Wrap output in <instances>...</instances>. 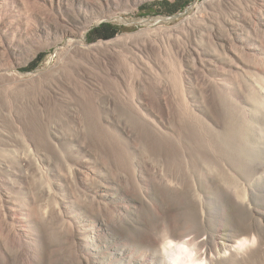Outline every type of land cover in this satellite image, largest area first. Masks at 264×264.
<instances>
[{"label": "rangeland", "instance_id": "1", "mask_svg": "<svg viewBox=\"0 0 264 264\" xmlns=\"http://www.w3.org/2000/svg\"><path fill=\"white\" fill-rule=\"evenodd\" d=\"M120 1L123 3L121 4L122 9H111V12L103 10L105 15L111 13L108 17L101 18L102 8L95 5L91 9L84 8L80 11L81 14L87 16V20H83L82 23L74 20L77 18L76 15L72 18L69 17L70 19L65 16V20H68L63 21V24L67 27L79 32H82V28H85L84 42L86 44L108 41L118 35H122L124 39L126 37V42L116 43V50L107 52L111 56L107 55V53L105 54V57L110 59L105 64L98 62L95 58L89 60V62L85 57L73 51L68 53V57L62 59L63 62L58 60L57 53L66 51L67 46L71 44L68 42L69 34L58 33L56 38L60 40L55 44L52 43V39L47 38L45 35L31 31H34L39 26L40 23L38 22L40 21L36 20L41 17H47L49 22H53L55 18L53 15L56 16V12L49 7L48 3L42 4L40 2L41 4H37L34 2V4L30 2L31 5L27 7H23L21 4L13 5L10 13L13 18L12 22L19 29L27 28L28 25L30 34L22 39L21 44L18 45L17 50L13 54L7 53L9 57H7V54L6 56H3L5 54L0 55V66L2 64L8 69L11 68L13 73H21L25 80V85L14 82L10 85L6 83V85L0 84V87H2L0 88V115H2L0 118L7 117L10 114L13 116L18 114L21 117L33 119L32 130H38L36 132L44 134L48 129V121L44 120H53L52 117L54 119L59 117L55 120H59L57 128L59 126L58 129L61 133L70 134L71 141H67L69 148L71 146L79 147L83 143L82 146H86L84 148L92 153L90 156L92 155L91 158L94 159L93 164L95 165H91L94 171L91 167L90 170L96 173L95 175H87L88 178H86L84 184L78 179L69 176L67 177V183L62 185L64 188L62 186L55 187V183L51 182L54 181L53 177L48 172H44L45 174L41 173V177L39 173L35 174L30 170H26V173L23 174L24 176L21 177L20 175L21 179L19 177L13 178V181L22 182L25 185V194L21 196L23 198H27V189L32 187L33 184L34 186L38 185L37 181L40 179L41 183L45 182L55 187L60 193L65 190V194L73 196L72 205L75 206L71 205V210H74L76 215H74L73 221L66 218L63 219L59 214L45 219L38 210L37 212L27 209L26 213L34 230L29 235L30 237L26 236L27 238L24 237L26 234H16L9 225H6L0 219V264H186L184 257L181 258L183 263L181 260L178 263L174 262L176 250L174 245L168 244V241L175 243L185 240L192 243L191 246L195 249L199 264H264L263 63H260V60L256 59V57L255 59L253 56L247 58L248 55H244L246 58L241 60L243 64L239 63L240 67L246 64L241 67L244 72L240 71L239 68H235L238 71L236 72L233 68V73L230 72L232 74H228L224 66H219V70L222 68L226 72L221 77L214 76L212 72H208L203 69L204 67L200 63H197L196 56L191 52L194 47V40L198 39V41L201 40L203 43L205 41V45L211 42V45H213L214 39L213 37L211 38L212 35L208 31L210 22L207 20L217 17L215 20L220 22L224 15V17L232 20L230 14L233 9L231 10L230 6L228 11L226 6L218 5L219 8H222H220V14L216 0H186L185 6L177 13L166 14L154 12L156 11L154 8L151 11L147 9L141 10V8L148 7L153 3L162 1L173 2L174 0H139L135 3L134 0ZM238 1H240V4ZM238 1L237 4L242 6V9H245L244 12H246V15L248 13L249 15L247 16L250 18L253 17V7L256 6V8L264 10L263 7H260L261 2L259 0L257 2L256 0ZM255 2L257 4H254ZM249 5L252 6L251 9ZM248 7L249 9H247ZM72 10L76 12L77 9L74 8ZM27 18L29 21H27ZM155 21L160 22L156 23ZM100 23H109L120 28V30L110 39L89 41L87 38L88 32ZM168 27L169 30H167ZM158 28L162 30L164 28L166 31H159ZM144 30H149L151 34L153 32L152 36L151 34L149 36L152 42L157 40L153 42L157 45H160L162 41L160 38L158 40L156 33L163 35L167 31L175 39V43H169V46H166V51H159L155 46L153 47L155 51H153L152 47L150 50L149 41L143 35L146 32ZM153 35H156L157 39ZM261 36L258 39V44L264 49V35ZM162 51L166 53L164 54ZM40 53L43 54V58L37 66L32 70L24 71L23 69ZM155 55L157 56L155 57ZM262 57H264V53ZM5 58L7 59L5 60ZM9 63L11 67L8 66ZM157 65H160L161 68ZM54 68L56 69L54 70ZM57 69L60 70L59 76L54 73ZM245 73L253 81L248 78L246 80L242 76ZM122 76L124 79L121 78ZM154 76H156V81L152 80ZM137 77L138 79H135ZM147 77H151L149 82L146 80ZM151 81L154 84L155 82L157 84L163 83V86H167V88H164L165 99H170L169 101L167 99L170 112L175 109L173 113H170L171 115L175 114V116L172 115L175 121V128H172L176 134L175 141L177 139L181 144V148L183 147L184 149L188 148L187 146L189 148L193 146L190 150H195L194 153L196 155L200 154L199 152L203 149V153H201L203 156L204 153L205 156L206 153L208 154V157H206L208 166H211H209L210 169L214 168L215 161H225L228 165L229 185L222 182L221 178H215L213 174L207 173L204 176L199 170L194 171V168H192L193 172L191 173L193 183L187 189L180 185L176 186V188L167 187L148 166L147 171H150L149 173H140V158L138 159L136 154L134 155L130 151L147 134L144 130L137 127L135 119L138 112L133 109V113L132 107L139 106L140 100H142L141 103H144L143 92L144 94L146 93V98L151 95L152 89H149L150 84H148L154 85ZM94 84L98 86L100 84L105 85L106 88L104 89L107 91L113 87L114 89L110 90L111 93L110 91L108 93L113 95L120 94L123 97L116 95L118 96L116 99L111 95L113 100L108 105H105V102L96 103L95 99L91 102L92 99H90L88 93L91 90L93 91V89L89 85L94 87ZM125 84H128L129 87H126ZM143 84L146 87L148 85L147 88L149 90L143 91L141 89ZM108 85L110 87H107ZM137 88L141 90V94ZM87 94L89 97H87ZM81 96L85 97L84 100ZM151 96V100L155 99L154 93ZM123 98L124 100H122ZM85 99L88 100L87 105L85 104ZM79 102L85 104L81 105L82 109L85 110L79 112L78 117L81 118V121L72 130L73 126L69 121L72 110L69 107L72 108L74 103L78 105ZM89 105L93 109H90L92 107ZM120 105H124L123 109H121ZM171 106L174 109L171 110ZM8 107L12 110L10 109L9 111ZM2 108L7 110L5 111ZM138 110L141 111L140 108ZM7 111L10 113H7ZM129 111H132L133 114ZM6 113L8 115H5ZM65 117H68L67 123L69 124H65L66 121L62 120ZM36 120L39 121L37 122ZM107 120L110 124L107 123ZM118 123L123 126V130H121L122 127ZM227 124H230L231 130L238 136L237 141L234 143L235 146L234 144L232 146L238 156L243 159V162L249 166L246 171L239 168L238 162L233 157L231 158L230 155L228 157L225 153H222V150L221 152L219 150L222 148L220 144L221 132L226 130ZM6 127L2 126L3 129L5 128L10 132V128ZM14 128L13 130H15ZM74 130L75 133L77 132L76 134L73 133ZM143 133H145L144 137ZM126 134L132 135L131 138L133 139L126 138ZM226 134L228 133L226 132ZM185 137H190L191 140L188 139L190 144L186 142L187 139ZM120 139L123 143H121ZM129 141H131V145L127 144ZM179 142L175 145V153L177 155H180L179 151L183 149L178 146ZM65 146L67 145L65 144ZM192 150L191 152L193 153ZM80 154V152L79 154L76 152L74 156L76 157ZM180 156L178 160H176L177 158L175 159V170L176 168L179 169V165L183 166L186 161L192 162L188 161L187 157L184 158V156H181L180 161ZM193 160V162L196 161L194 158ZM231 160L233 162H230ZM57 167H59L58 164ZM180 169L175 172H179ZM0 173V189H2L5 188L4 184H2L5 177L3 172ZM37 175L40 176L38 180ZM32 177L35 180H32ZM103 193L106 196L101 197V199L99 195ZM7 226L9 227L7 228Z\"/></svg>", "mask_w": 264, "mask_h": 264}, {"label": "bare ground", "instance_id": "2", "mask_svg": "<svg viewBox=\"0 0 264 264\" xmlns=\"http://www.w3.org/2000/svg\"><path fill=\"white\" fill-rule=\"evenodd\" d=\"M137 1H139V0H134V3L137 2ZM216 1H217V7H218V5H221V6L223 5L224 7L226 6L227 8L230 6L231 10L233 9V11L230 14L231 17H232V20L230 18L228 19V18L224 17L225 15L224 16L220 15V16H223L220 19L221 23L219 22V20H215L217 17L215 19L214 18L213 19L209 18L207 20V21L210 22V24L208 26L209 27L208 31L212 35L211 38L213 37L214 41L211 40V41H213V43H212L213 45H211L210 41H209L210 44L208 43V45H205L204 44L205 41L203 43L201 40L198 41V39H197L195 41L193 39L194 40V43H193L194 47L192 48L191 52H193L194 55L196 56L197 61H198L197 63H200L201 66L204 67L203 69L207 70L208 72H212L214 74V76L216 75V76H220V77L226 72H228V74H232L233 71L235 70V68H239L240 71L244 72V70H242L241 67H243L246 64H244L241 67L239 66L240 65L239 63L243 64V62H241V60L246 58V56L244 57V55H248L247 58H250V56L251 57L253 56L254 59H255V57H256V59L260 60V63H263V65H264V57H262V55L264 53V49H263V47L261 45L258 44L259 43V41H258L259 37L261 36V34L264 35V10L262 8H256V6L253 7L252 8L253 17L250 18L249 16H247L249 14L247 13V15H246V12H244L245 9L244 8L242 9L241 8L242 6L237 4L238 2L240 4V1H238V0H216ZM259 1L261 2L260 3V7L264 8V0H259ZM30 2H33V3L35 2L37 4H39L40 2L42 4H47L48 3L49 7L56 12V13L54 12L56 14V16L53 15L55 17L53 19V22H49V20H48L49 18H47V17H41L39 20H36V21H40V22H38L40 24H39V26L36 29H34V31L31 30L32 32H36L38 34L45 35L47 38L52 39V43H55V44L57 42H59V40H60V39L56 38V35L58 33H63L64 32L66 35L69 34L68 42L71 43V44L69 46H67V50L66 51H61V52L57 53L58 60H60V61H62V59H64L65 57H68L69 56L68 53L73 51V52H76V54L78 53V54L82 55L83 57H85L87 59V61L95 58L98 62L100 61V63H104L105 64V63H107V60H110L109 58L107 59L105 57V54L109 50H114L116 48L115 47L116 43L127 40L126 37L124 39L122 37V35H118L117 37H115V38H113L111 40H108V41H99V42L92 43V44H86L84 42V33L86 31L85 28H82V32L81 31L79 32L78 30L77 31L73 30V29L67 27L65 24H63V21H67L68 20V19L65 20V16H68V18L69 17L72 18L74 15L77 16V18L74 19V20L75 21H80L82 23L83 20L84 21L87 20V16L85 14H81L80 11H82L84 8L85 9L86 8L91 9L95 5H97L100 8H102V11L104 10L105 12H109L111 9L112 10L113 9L114 10H118V9L120 10L121 4H123L120 0H0V55L5 54L3 56H6L7 53L8 54H13V52L15 50H17L18 45L21 44L20 42L22 41V39L26 38L28 36V34H30L28 25H27V28H24V29H19V28L15 27V24L12 22L13 18H12L11 14H10L11 11H12L13 5L21 4V5H23V7H27V6L31 5ZM256 2H257V0H256ZM256 2L254 4H257ZM250 3H252V2H250ZM251 7L252 6H250V9H251ZM74 8L77 9L76 12H74L72 10ZM214 8H215V6H214ZM220 8H219V10H220ZM230 8H228V11H229ZM247 9H249V7ZM247 9H246V11H247ZM104 11L100 15L101 18L108 17L111 14L110 13L109 15H105V14H103ZM215 11H216V9H215ZM220 14H221V10H220ZM250 16H251V14H250ZM27 21H29L28 18H27ZM59 21H61V22H59ZM216 21H218V22H216ZM155 22L158 23L160 21H155ZM164 28H163V30H164ZM160 30H162V29H159V31ZM167 30H169V27H168ZM144 31H146V32H144L143 35H144V37L146 36L145 39L147 38V40L149 41L150 50H151V47L153 48L155 46L157 49H159V51L160 50L166 51L165 50V49H167L166 46L168 47L169 43L170 44H174L175 43V39H173L171 37V34L168 31L164 32V33L162 32L163 35L156 33V35H158V40L160 38V40L162 41V43L160 45H157V44L153 43L154 41H157V40H154L153 42L151 41V38L149 36L151 33H149V30L148 31L144 30ZM164 31H166V30H164ZM172 31H173V29H172ZM194 31H195V29H194ZM157 32H158V30H157ZM165 33H166V35H165ZM152 34H153V32H152ZM152 34H151V36H152ZM156 35H153V36L156 37ZM147 36H149V37H147ZM139 39H142V38H139ZM156 39H157V37H156ZM260 39L263 41L264 37H263V39L262 38H260ZM172 40H173V42H172ZM150 41H151V43H150ZM147 49H149V48H147ZM153 51H155L154 48H153ZM159 51H157V52H159ZM163 51H162V53H164ZM147 52H149V51H147ZM8 54H7V57H9ZM160 54H161V52H160ZM107 55H109V54L107 53ZM109 56H111V55H109ZM156 56L157 55H155V57ZM166 56H167V54H166ZM6 59L7 58H5V60ZM97 61H95V62H97ZM108 62H110V61H108ZM10 63L8 64L9 67H11ZM144 63H146V62H144ZM159 63H161V62H159ZM157 66L160 67V65H157ZM219 66H221V67L224 66L227 69V70H225L226 72L222 68H220V70H219ZM160 68H158V69H160ZM233 68H234V70H233ZM55 69L56 68H54V70ZM151 69H150V71H151ZM52 72H53V69H52ZM78 72H80V71H78ZM230 72H232V73H230ZM236 72H238V71H236ZM54 73L58 74V76H59L60 70L57 69ZM151 76H153V75H151ZM242 76L246 80L248 78V79H250V81H253V79H251V77L249 75H247L246 73L243 74ZM96 77H97V75H96ZM155 77L156 76L152 77L153 81L157 80V79L155 80ZM226 77H228V76H226ZM121 78H123V76ZM256 78H254V79H256ZM135 79H138V77L135 78ZM146 80H148V82H149V80H151V77H149V78L147 77ZM13 82L17 83V84L25 85V80L23 79V76L21 75V73L20 74L18 72L13 73L11 71V68L8 69L6 66H2V64H1V66H0V84L4 85L6 83V84L10 85V84H13ZM219 82H221V81L219 80ZM146 83H147V81H146ZM152 83L154 84V82H152ZM256 83H257V81H256ZM148 84H150L149 89L153 90V91L151 90V92H152L151 95H153V93H154L155 99L151 100L150 98L152 96L150 94H149L150 96H148V98H146L147 97V96H145L146 93L144 94V92H143V95H144L143 96L144 97L143 102L144 103H141L142 100H140L141 102H140L139 106H134V108L132 107V111H133V109H135V111L138 112L137 113V117L135 119L137 121L136 122L137 125H138L137 127L140 128L141 130H144L145 133L147 134L146 137H144L145 133H143V137L144 138L142 140H140L139 142L137 140L138 144H136V147L133 146L134 148L132 147L131 151H130V153H134V155L136 154L138 159L140 158V161H139V163H141V165H139L140 166L139 167L140 168L139 169L140 173H144V174L146 173L147 174V172H148L147 168L149 167V169L150 170L152 169V171H154V173H156V176H158V178L161 179V181H163L164 184L167 185V187L176 188V186L180 185L183 188L185 187L187 189V187L191 186V184L193 183L192 174L191 173L193 172L192 168H194V171L195 170H199L204 176L207 173H209L210 175L213 174V176H215V178L219 177V178H221L222 182H224L226 185H229L228 184V183H230V182H228L229 173H228V170H227V168H228L227 166L228 165H227V163H225V161L224 162L222 160L215 161L217 159L216 158L214 160L215 161L214 168L210 169L211 166L209 165L210 166L209 167L208 166V162H207L208 161L207 160V157H208L207 155L208 154L206 153L207 157L205 156V153H204V156H203L202 155V153H203L202 150L203 149L202 150L200 149L201 150L199 152L200 154L196 155V153H194L195 150L191 149L193 151V153L190 150V148H192L193 146L190 147V148H189V146H187L188 148H185V149L182 147L183 148L182 149L180 142L177 141V139L175 141V135L176 134H175V130L172 129V128H175V124H174L175 121L172 118L173 114L172 115L170 114V113H173L175 111V109L172 108V106H171V110L174 109V111L170 112V107H169V105L167 103V99L168 98L165 99L164 88H167V86L165 85L166 86L165 87V86H163V83L162 84H160V83L157 84L156 82H155L154 85H152L151 83H148ZM109 85L107 87H110ZM139 85H138V87H139ZM144 85L145 84H143L141 86V89L143 91L148 89L147 88L148 85H147V87H146V85L145 86ZM77 86H79V85H77ZM93 86L94 87L89 85V87L91 89H93V91H94V93H93L92 90H91L90 93H88L90 95V99H92L91 102L95 99L94 101H96V103L97 102H105V105H108L113 100L112 99L113 96H114L113 98H116V97H118L116 95H120V94H114V95L110 94L111 93L110 90L113 87L109 90L110 93H108L109 91L104 89V88H106V86L103 85V84H100L99 86L94 84ZM127 86H128V84L126 85V87ZM0 88H2V87H0ZM121 90H122V88H121ZM122 91H121V93L125 95V93H123ZM85 92H86V90H85ZM139 93L141 94V90H139ZM135 94H133V95H135ZM89 95L87 97H89ZM111 95H113V96H111ZM120 96H121V98L123 97L122 95H120ZM91 97H93V98H91ZM143 97H142V99H143ZM82 98L84 100L85 97H82ZM124 98L122 100H124ZM169 100L170 99H168V101ZM87 101L88 100L85 101L86 105H87ZM118 101H119V98H118ZM68 104H70V103H68ZM82 104L85 105L84 103L79 102L78 105L77 104L75 105V103H74L73 106L71 105L72 108L69 107V109L72 110V111L70 110L72 112V113H70L71 114V119L69 118V121H70L71 125L73 126L72 130L75 127H77L78 124L80 123L79 121H81V118L78 117V115L80 114L79 112H82V110H83L82 107H81ZM89 106H91V105H89ZM117 106H119V105L117 104ZM117 106H115V107H117ZM123 106L120 105V107H122L121 109H123ZM127 107H129V106H127ZM83 108H84V106H83ZM85 108H88V107H85ZM102 108H103V106H102ZM108 108H110V107H108ZM138 108H140L141 111L138 110ZM10 109L11 108H9V111H10ZM36 109H37V107H36ZM90 109H93V107L90 108ZM117 109H118V107H117ZM3 110H5V109H3ZM9 111H7V113ZM132 111H129V112L132 113ZM41 112H40V114H41ZM7 113L5 115H8ZM42 113H44V112H42ZM88 113H89V111H88ZM133 113H134V111H133ZM17 115L18 114H16V116H13V115L10 114L7 117L0 118V172H3L4 173V177H5L4 178L5 180L2 181V184H4L5 188L0 189V219H1V221L3 223H6V225H9L10 228L16 232V234L17 233L18 234L19 233L20 234H24V235L26 234L24 236V237H26V236L31 235L34 232V230L31 227L32 225H30V218H29L28 214L26 213L27 209L28 210L32 209L33 211H37L38 210L39 212H41L43 214V218L45 217V219L47 217L54 216L55 214H59V215L62 216L63 219L66 218L67 220H72L73 221L74 215H76V213L74 214V210H71V205L73 204L72 201H74L73 200V196H69V194H65L64 193L65 190H63V192L60 193V191H57V189H55V187L56 186L59 187V186H62L64 184H66L67 181H68L67 177H69V176L72 177V178L74 177L75 179H78L82 184H84L86 178H88L87 175H89V174L95 175L96 172L94 173V172H92L90 170V167L93 164V160L94 159L91 158L92 155L90 156V154H92V153H90L87 149L84 148L86 146H84V147L82 146L83 143L79 147H74V146L72 147L71 146L69 148V145H68L67 141H71V138L69 136L70 134L68 135V134H64L63 132L61 133V132H59V129H58L59 126L57 128V125H58L57 122L59 120L58 121H55V120H57L59 117L55 118V119H54V117H52L53 120L50 119V118H49L50 120H48V119L44 120L46 122L48 121V129L46 128L47 131L45 130L46 132L43 134L42 132H36L38 130H36V131L32 130V124L34 123L32 121L33 119L30 120V119H28L26 117H21L20 115H18V116ZM82 115H83V113H82ZM0 116H2V115H0ZM173 116H175V114ZM132 117H131V119H133ZM65 118L62 119V120H64V122L66 121L65 124H69V123H67V121H68L67 118L68 117L66 118V120H65ZM82 118H84V117H82ZM123 118H121V119H123ZM131 119H129V120H131ZM60 121H61V118H60ZM125 122H127V121H125ZM61 123H62V121H61ZM61 123H59V124L61 125ZM85 123H86V121H85ZM95 123H97V122H95ZM107 123H109V121ZM39 124H40V122H39ZM76 124H77V126H76ZM114 125H115V123H114ZM119 125L121 126V124H119ZM2 126H7L6 128H8V129L10 128L11 131L8 132L7 129H5V128L3 129ZM46 126H47V124H46ZM62 126H63V124H62ZM65 126H67V125H65ZM13 127H15L14 128L15 130H13ZM121 127H122L121 130H123L124 129L123 126H121ZM124 127H125V125H124ZM130 128H132V127H130ZM225 128H226V130L221 132L222 134L220 136V144H221V147H222V148L219 149L220 152L222 150V153H225L226 156L229 157V155H230L231 158L233 157L234 160L238 162L239 168H241L242 170H245V171L248 170L249 166H247V163L243 162V159H241L238 156V153L235 152V150H234L235 148H233V146H232L237 141L238 136L231 130L232 127L230 126V124H227V126ZM60 130H61V128H60ZM128 130H129V128H128ZM78 131H79V129H78ZM131 132H132V130H131ZM192 132H193V130H192ZM226 132L228 134H226ZM73 133H75V130H74ZM81 133H83V132H81ZM189 133H190V131H189ZM136 134H138V133H136ZM140 135H138V136H140ZM71 136H72V134H71ZM131 136L126 134V138H128V139L129 138L133 139V138H131ZM135 136H137V135H135ZM190 137L189 138L185 137L187 139L186 142L188 144H190V140H191ZM135 139H136V137H135ZM188 139H190V140L188 141ZM197 139H199V138H197ZM200 139H201V137H200ZM72 140H74V139H72ZM183 140H184V137H183ZM76 141H77V139H76ZM130 142L131 141H129L127 144L131 145ZM177 142H179L178 146H180V148L182 149V150H180L179 148H177L178 150H180L179 151V153H181L180 155L184 156V158L187 157V160L188 161H192V162L189 163V162L186 161L185 162L186 165H185V163L183 164L181 162V164H183L184 167L182 165H181L182 167L179 165V169H180V167H181V169H180L179 172L176 173L175 171L178 168H176V170H175V159L177 158L176 160H178V157L180 156V155H177L175 153V148H176L175 145H177ZM69 143L71 144V142H69ZM121 143H123L122 140H121ZM65 144L67 146H65ZM72 144L74 145V143H72ZM194 144H197V143H194ZM79 145H80V143H79ZM75 146H77V145H75ZM234 146H235V144H234ZM196 148H197V146H196ZM196 150H199V149H196ZM76 152H78V154L80 152L82 155L80 154L79 156L75 157L74 154L76 155ZM128 152H129V150H128ZM177 153H178V151H177ZM181 156H180V159H179L180 161H181V158H182ZM209 157H210V155H209ZM193 158L196 160L195 162H193L194 161ZM180 161H179V163H180ZM230 162H233V160H231ZM57 164L59 165V167H57ZM209 164H210V162H209ZM93 165H95V164H93ZM176 167H178V166H176ZM234 167H236V166H234ZM26 170H30V171H32L35 174L39 173V175H41V177H42L41 173L48 172V174H50L53 177L54 181H51V182L55 183V185L52 183V185H54L55 187H52L51 185H48L45 182L41 183L40 182L41 181L40 176L37 175L36 176L37 180H38V177L40 179V180L37 181L38 185L34 186V184H33L32 187L27 189L28 190L26 192L27 193V196H26L27 198L21 197L23 194H25L24 189L26 187H25V185L22 182L20 183V182L13 181V178H18L19 177L21 179V177L24 176L23 174L26 173ZM92 170H93V168H92ZM95 171H97V170H95ZM44 174H43V176H44ZM20 175H21V177H20ZM97 176H99V175H97ZM32 180H35V178L33 179V177H32ZM99 180H100V178H99ZM24 181H25V179H24ZM157 181H158V179H157ZM59 190H62V189H59ZM94 192H96V191H94ZM90 194H91V192H90ZM99 196H100V198L101 197H105L106 194L103 193V194H100ZM79 199H77V200H79ZM72 206H75V205H72ZM6 225L4 224V226H6ZM9 226H7V228ZM9 231H10V229H9ZM168 244H170V245L172 244L175 247V250H176L175 256H174V262L175 263H178L179 260H181V262L183 263L181 258L184 257L185 258L184 260H185L186 264H199V262H197L198 260L196 258L195 249L191 246L192 243H190V242L185 240V241H179V242H175V243H173L172 241H168Z\"/></svg>", "mask_w": 264, "mask_h": 264}, {"label": "trees", "instance_id": "3", "mask_svg": "<svg viewBox=\"0 0 264 264\" xmlns=\"http://www.w3.org/2000/svg\"><path fill=\"white\" fill-rule=\"evenodd\" d=\"M187 3L186 0H174L173 2H168V1H162L160 3H153L149 5L148 7H143V9H147L148 11H151L152 8L156 9L154 12H163L166 14H175L179 10H181L185 4ZM120 30V28L113 26L109 23H100L98 26L92 28L88 34L87 38L89 41H96L98 39H110L115 36V34ZM43 58V54L40 53L37 55V57L31 61L24 71H29L34 69L37 64L41 61Z\"/></svg>", "mask_w": 264, "mask_h": 264}]
</instances>
